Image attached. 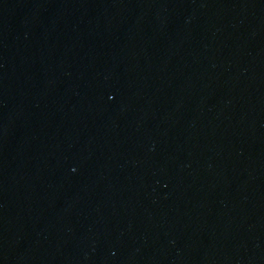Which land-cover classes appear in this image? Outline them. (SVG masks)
<instances>
[{
	"label": "water",
	"instance_id": "obj_1",
	"mask_svg": "<svg viewBox=\"0 0 264 264\" xmlns=\"http://www.w3.org/2000/svg\"><path fill=\"white\" fill-rule=\"evenodd\" d=\"M244 103L264 157V0H216Z\"/></svg>",
	"mask_w": 264,
	"mask_h": 264
}]
</instances>
